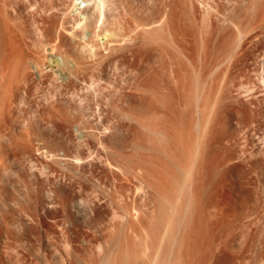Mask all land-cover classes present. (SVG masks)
<instances>
[{"label":"rangeland","instance_id":"1","mask_svg":"<svg viewBox=\"0 0 264 264\" xmlns=\"http://www.w3.org/2000/svg\"><path fill=\"white\" fill-rule=\"evenodd\" d=\"M38 1L6 0L2 4L9 8L0 7L31 22L34 15L29 13L41 3L58 15H65L64 9L67 14L72 4L51 0L60 11L50 0ZM158 1L125 0L128 6L134 3L147 12L150 7L151 15L166 17L163 28L154 26L162 29H157L159 37L156 29L147 33L138 26L145 11L130 23L124 4L116 9L121 8L123 18L108 26L120 34L115 38L120 45L134 38L131 48L137 53L131 57L126 43L125 53L111 54L93 88H88L89 75L64 86L49 76L43 81L35 77L30 89L21 82L10 98L6 83L14 88L17 78L7 74H13L15 64L8 42L16 33L8 34L16 29H7L8 15V20L0 16V30H10L0 46V78L5 81H0V132L6 138L0 140V264H81L85 249L96 250L100 235L118 233L110 229L112 222L121 227L125 220L137 232L130 231V242L123 238L126 233L119 234L123 242L115 256L118 264H126L128 253L127 264H151L153 259L155 264H264V0ZM42 11L35 16L48 15ZM150 14L145 15L150 19ZM143 18L141 23L147 22ZM177 28L184 29L185 38L176 34ZM44 91L55 101L62 91L69 104L53 100L56 107L45 106ZM79 95L87 101L85 119L74 112L80 122L66 123L62 113L75 106ZM78 123L90 139L91 152L77 146ZM46 150L57 156L46 157ZM109 160L119 168L110 169ZM140 168L145 173L138 180ZM145 178L153 189L141 183ZM163 222L174 228L169 235L163 236ZM142 228L153 236L147 255L138 248Z\"/></svg>","mask_w":264,"mask_h":264},{"label":"bare ground","instance_id":"2","mask_svg":"<svg viewBox=\"0 0 264 264\" xmlns=\"http://www.w3.org/2000/svg\"><path fill=\"white\" fill-rule=\"evenodd\" d=\"M1 1V0H0ZM6 1V0H5ZM5 1H3V2H1L0 3V5L2 4V3H5ZM8 1H11V0H8ZM20 1H22V0H20ZM29 0H27V2H28ZM37 1V0H36ZM42 1H44V0H42ZM41 1V2H42ZM127 1V0H126ZM136 1V0H135ZM152 1V0H151ZM160 1H164V0H160ZM160 1H158L157 3L158 4H160ZM13 2V1H12ZM11 2V3H12ZM35 2V1H34ZM39 3H41L40 2V0L38 1ZM37 2V3H38ZM45 2L46 1H44V4H45ZM55 1H53V2H51V0H50V3H52V4H50V5H52V7L53 8H56L57 10H60L61 8H57V7H54L55 5H53V4H55L54 3ZM134 2V1H133ZM140 2V1H139ZM150 2V1H149ZM156 1H154V3H155ZM167 2H168V0H167ZM6 3H8V2H6ZM14 3V2H13ZM13 3H12V5H13ZM21 3H23V2H21ZM32 3V2H31ZM49 3V2H48ZM71 3L72 4H70L71 6H69L70 8L68 9L69 11H67V14H66V10L64 9V12H65V15H61L60 13V15H58L57 14V12L55 11V13H52V12H54L53 10H52V12H50L49 10L51 9H49V8H47V5H42L43 3H41V4H39L38 6H36L37 8L36 9H34V10H32L29 14H33L34 16H35V13H37L38 14V12L40 11V13H41V10H43L42 12H44L45 14H47L46 12L47 11H49L51 14L49 15V12H48V15H44L43 13L41 14V19L39 18V17H36L37 16V14H36V18L34 17V16H32L33 17V19L31 18V16H30V18L32 19H29V20H31V24L28 22V20L27 19H25L24 17H25V15H24V17L22 18L21 16H20V14L18 13V12H16V11H14L13 10V15H12V12L10 13L11 14V16L7 13V14H5L3 11H1V10H3L1 7V9H0V11L3 13V14H5V15H3V14H1V12H0V16L2 15L3 17L4 16H6V17H4V18H6L7 19V15L9 16V18L8 19H10V22H8L7 24H5L6 23V21L8 20H6V19H3V20H5L4 22L5 23H1V24H5V25H7L6 27H7V29H10V30H12L13 28H15L16 29V31L19 33V35H20V37H17V32L15 31V30H12L11 31V34H8V32L10 31H6L7 32V34L10 36V35H13L14 33H16V34H14L13 36H15V40L17 39V38H19L17 41H13L12 42V40H14L13 39V36H11V37H9V39H11V40H9L10 42H8V44H9V46H8V49L9 50H13V52L12 51H10L11 52V54L13 55H15L16 54V56H14L13 55V58L15 59V64H14V70H12L13 69V67L10 65V63L9 62H11L12 60V62H14V59H11V60H9V65L12 67V68H9V69H11L12 70V72H13V74H10L11 72H7V74L10 76V75H13L14 77H15V79H16V82L14 81V88H12L13 87V83H11V85L9 84V83H6V84H8L7 85V89L5 90L6 91V93H9V94H6V95H8L9 96V98H10V91H14V89H16L17 90V88H19V83H23V85L25 84V85H27V86H29L28 88L30 89L31 88V81H32V83H33V80H32V78L33 79H35V77L36 78H38V79H40V80H42V78H45L46 76L48 77H52V79L54 80V81H61L60 82V85L59 86H64V85H70L72 82H74V81H85L86 80V78H87V75H89V76H91V83H89L88 84V88H93L94 86H95V83H96V81H97V77H98V73L97 72H99L100 73V71L101 72H105V70H104V68L103 67H106L107 65H104L105 63H108L109 61H110V59H108V57L111 55V54H113L114 52H117V51H119V50H121L122 51V53L125 51L124 50V47H125V49L127 48V47H129L130 46V50H129V52H131V55H133V56H131V57H134V55L137 53H135L134 52V50L133 49H135V48H131V47H133V46H131V41H134V38L132 37L133 35H131V36H128L127 37V39H129V37H131V38H133V39H131L130 41H128V42H126L127 44H129V46H125V45H127L126 43H122V45H120L119 44V42L115 39L117 36H119L120 34H116V33H114L113 32V30L108 26L109 24H111V23H116L117 22V17L118 18H120V16H121V19L123 18L122 17V12H121V8H120V10H116V9H118V7H122V4H124V6H125V9H127L126 11H128L129 12V14H130V19H127L126 21H130V23H131V21L132 20H138V14L140 15V14H143V12L145 11H142V9H140V5H139V7H137L138 5H134V3H133V5H134V7L136 8H139V9H137V10H135V8L134 7H132L133 5L132 4H130V6H128L129 5V3H126L125 2V0L124 1H122V0H72L71 1ZM120 3V4H119ZM125 3H126V5H125ZM130 3H132L131 1H130ZM143 3V2H142ZM145 3V2H144ZM143 3V4H144ZM153 3V2H152ZM153 3V4H154ZM16 4V3H15ZM17 4H19V3H17ZM26 4V3H25ZM29 4H30V2H29ZM36 4V3H35ZM34 4V5H35ZM59 3H57V5H58ZM128 4V5H127ZM136 4V3H135ZM142 4V5H143ZM164 4V3H163ZM6 5V4H5ZM4 4H2L1 6H5ZM8 5V4H7ZM7 5H6V8H9V7H7ZM24 5V4H23ZM23 5H20V7H19V9L21 8V6H23ZM32 5H33V3H32ZM60 5H61V3H60ZM119 5V6H118ZM132 5V6H131ZM147 5H148V2H147ZM147 5H145L146 7H147ZM149 5H150V3H149ZM10 6V5H9ZM26 6V5H25ZM27 6H28V4H27ZM29 6H31V5H29ZM45 6H46V8H45ZM59 6V5H58ZM153 6H155V5H153ZM160 6V5H159ZM158 6V7H159ZM164 6H166V3L164 4ZM13 7V6H12ZM16 7V6H15ZM34 7V6H33ZM49 7V6H48ZM61 7H62V5H61ZM146 7H144V8H146ZM167 7V6H166ZM172 7V6H171ZM5 8V7H4ZM5 8V9H6ZM11 8V7H10ZM26 8V7H25ZM25 8H24V10H25ZM29 8V7H28ZM31 8V7H30ZM153 8V7H152ZM155 8V7H154ZM163 8V7H162ZM4 9V10H5ZM12 9V8H11ZM10 9V11H12ZM22 9V8H21ZM32 9V8H31ZM47 9V10H46ZM49 9V10H48ZM67 9V8H66ZM156 9V11L158 10V8H155ZM16 10H18L17 8H16ZM115 10H116V12L118 13L119 11L121 12L120 14H117L116 12H115ZM142 11V12H139V11ZM163 10H164V8H163ZM166 10V9H165ZM7 11V10H6ZM10 11H7V12H10ZM29 11V10H28ZM27 10H26V12H28ZM61 11V10H60ZM59 11V12H60ZM148 11L149 12H147V11H145L144 12V15L143 16H146L147 17V15L149 16V14L151 13H153V11L154 10H152L151 11V9H150V7L148 8ZM151 11V12H150ZM161 11V10H160ZM63 12V13H64ZM125 12V11H124ZM128 12H127V14H128ZM137 12H139V13H137ZM163 13H165L164 11H162ZM162 12H160L161 14H162ZM174 12V11H173ZM20 13H23V12H21L20 11ZM126 13V12H125ZM159 13V12H158ZM160 13H159V16H160ZM128 14V15H129ZM145 14H147V15H145ZM150 14V15H151ZM176 14V13H175ZM178 14V13H177ZM27 15H28V13H27ZM117 15H119V16H117ZM153 15H156V13L154 12V14ZM153 15H151L150 16V19H152V20H150L148 17V20H150V21H148L147 19H145V18H143V16H142V18H143V21H144V19H145V21L147 20V22H144V23H141V20H142V18L141 17H139L140 19L138 20L140 23L138 24V26H140V25H142V28H143V30H145V28L148 30V31H150V32H147V33H151L152 31H154L156 28H154V26H158V27H160V28H163V27H161L162 25V22H164V20H166V17H165V19H161L160 17H158L157 15L156 16H154V17H158V18H154L153 19ZM169 15V14H168ZM179 15V14H178ZM177 15V16H178ZM13 16V17H12ZM38 16H40V14L38 15ZM61 16H63V17H61ZM123 16H124V14H123ZM141 16V15H140ZM162 16V15H161ZM170 16V15H169ZM173 16H175V15H173ZM11 17L13 18V19H15L16 21H15V24H13V26H12V24H11V22H13L14 20H12L11 19ZM27 17V16H26ZM55 17H58L57 19H59L60 17V19L59 20H56L55 19ZM125 17V16H124ZM152 17V18H151ZM176 17V16H175ZM180 17V16H179ZM53 18L55 19V20H53ZM125 18H127V17H125ZM124 18V19H125ZM163 18H164V16H163ZM170 18H172V17H170ZM181 18V17H180ZM1 19H2V17H1ZM1 19H0V22H3V21H1ZM48 19H49V21H48ZM50 19H52V20H50ZM182 19V18H181ZM180 19V20H181ZM185 19V18H184ZM188 19H189V17H188ZM12 20V21H11ZM20 21V23H18L17 21ZM172 20V19H171ZM179 20V21H180ZM55 21V22H54ZM175 21V20H174ZM178 21V20H177ZM184 21L185 20H183V23H184ZM48 22H52V23H49L48 24ZM121 22V21H120ZM172 22V21H171ZM176 22V21H175ZM174 22V23H175ZM189 22V21H188ZM10 23V24H9ZM14 23V22H13ZM17 23V24H16ZM29 23V24H28ZM134 23H135V21H134ZM136 23H137V21H136ZM165 23V22H164ZM163 23V24H164ZM170 23V21L168 22V24ZM178 23V22H177ZM181 23V22H180ZM48 24V25H47ZM167 24V25H168ZM170 24H172V23H170ZM179 24V23H178ZM188 24V23H187ZM186 24V25H187ZM5 25H3V27H5ZM161 25V26H160ZM165 25V24H164ZM173 25V24H172ZM181 25V24H180ZM184 25V24H183ZM182 25V26H183ZM186 25L183 27L184 29H185V27H186ZM190 25V24H189ZM188 25V26H189ZM166 26V25H165ZM170 26L171 25H169V28H170ZM176 26V25H175ZM175 26H173V27H175ZM178 27H180L179 25H177ZM0 27H2V26H0ZM5 27V28H6ZM12 27V28H11ZM145 27V28H144ZM168 27V26H167ZM166 27V28H167ZM172 27V26H171ZM190 27H191V25H190ZM4 28V29H5ZM150 28H154V29H150ZM158 29V30H160V31H162V29ZM165 28V29H166ZM1 29V28H0ZM4 29H2V31L0 30V46L2 45V43H3V37L6 39V36L7 35H4V33H5V31H4ZM150 29V30H149ZM157 29L155 30L156 32H157ZM168 29V28H167ZM171 30H172V28H170ZM179 31L180 30H182V31H184V29H182V28H177ZM191 28H189V30H190ZM134 30V29H133ZM133 30H132V32H133ZM146 30V31H147ZM186 30V29H185ZM14 31V32H13ZM145 31V32H146ZM155 31L154 32H152V33H155ZM157 32V35H158V33H161V32ZM166 31V30H165ZM164 31V32H165ZM173 31H174V28H173ZM178 31V32H179ZM169 32V31H168ZM172 31H170V33H171ZM185 32H187V31H185ZM185 32H183L184 33V35L183 36H185ZM240 32V31H239ZM238 32V33H239ZM10 33V32H9ZM13 33V34H12ZM202 33H204V35H202V37L204 36V38H206V32H202ZM176 34L178 35V34H181V38H185V37H182V33H181V31L179 32V33H177V31H176ZM187 34V33H186ZM192 34V33H191ZM240 34V33H239ZM142 35V34H141ZM155 35V34H154ZM153 35V36H154ZM172 35H173V33H172ZM176 35V36H177ZM193 35V34H192ZM200 35V34H199ZM243 35H244V32H243ZM143 36V35H142ZM152 36V35H151ZM159 36H161V34H159L158 35V37ZM189 37L191 36V35H188ZM196 36V35H195ZM208 36V35H207ZM137 37V36H136ZM146 37H147V35H146ZM172 37H174L176 40H177V37H175V36H172ZM200 37V36H199ZM198 37V38H199ZM209 37V36H208ZM241 37V36H240ZM244 37H245V35H244ZM142 38V37H141ZM144 38V37H143ZM149 38V37H148ZM151 38L152 37H150V40H151ZM162 38V37H161ZM204 38H202L203 39V43H204ZM242 38V37H241ZM240 38V39H241ZM4 39V40H5ZM8 39V38H7ZM126 39V40H127ZM146 39V38H145ZM153 39V38H152ZM157 39H159V38H157ZM174 39V40H175ZM192 39V38H191ZM200 39H201V37H200ZM199 39V40H200ZM239 39V41L241 42V40ZM244 39H246V38H244ZM147 40V39H146ZM172 40V39H171ZM180 40V39H179ZM177 41L176 43L178 44V42H180V41ZM187 40H190V39H187ZM196 40H197V37H196ZM208 39L206 38V41H207ZM137 41V40H136ZM149 41V40H148ZM153 41H155V39H153ZM183 41V40H182ZM191 41H193V40H191ZM201 41V40H200ZM210 41V40H209ZM6 42V41H5ZM142 42V41H141ZM147 42V41H146ZM145 42V43H146ZM172 42H174V41H172ZM184 42H185V40H184ZM196 42V41H195ZM134 43V42H133ZM133 43H132V45H133ZM181 43V42H180ZM183 43V42H182ZM201 43V42H200ZM239 43V42H238ZM12 44V45H11ZM124 44V45H123ZM139 44H140V42H139ZM148 44H150V43H148ZM183 44H186V43H183ZM188 44V43H187ZM190 44V43H189ZM189 44H188V46H189ZM192 45L194 44V41H193V43H191ZM202 44V43H201ZM205 44H207V43H205ZM204 44V48H206V45ZM10 45H11V47H10ZM179 45V44H178ZM182 45V44H181ZM196 45V44H195ZM209 45V44H208ZM207 45V46H208ZM145 46V45H144ZM180 46V45H179ZM188 46H186V47H188ZM1 47H4V43H3V46H1ZM10 47V48H9ZM140 47V46H139ZM181 47H183V46H181ZM180 47V49H182ZM203 47V46H202ZM201 45H200V50H201ZM209 47V46H208ZM239 47V46H238ZM147 48V47H146ZM183 48H185V47H183ZM189 48V47H188ZM191 48V47H190ZM193 48H194V46H193ZM192 48V49H193ZM1 49H3V48H1ZM102 49H104L105 50V52H102L103 50ZM123 49V50H122ZM136 49H139V48H136ZM141 49V48H140ZM4 50V49H3ZM127 50V49H126ZM144 50V49H143ZM183 50V49H182ZM185 51H186V49H184ZM191 50V49H190ZM235 50H237V48L235 49ZM146 51H149V50H146ZM181 51V50H180ZM184 51V52H185ZM204 52H202L203 54L205 53V50H203ZM142 53H143V51H141ZM140 52V53H141ZM182 52V51H181ZM187 52V51H186ZM1 54H3L2 53V50H1V52H0ZM125 53V52H124ZM133 53V54H132ZM0 54V56L1 57H3L4 56V54H3V56ZM147 54V53H146ZM187 54V53H186ZM190 54H192V53H190ZM189 54V55H190ZM202 54V55H203ZM238 54V53H237ZM12 55H11V57H12ZM122 55V54H121ZM127 54H123L122 55V57H124V59H126L125 58V56H126ZM188 55V54H187ZM201 55V57H203L204 58V60H205V58H206V61H207V54H206V56L207 57H205L204 55L202 56ZM190 56H192V55H190ZM138 57H140V56H138ZM188 57V56H187ZM190 58H192V57H190ZM202 58V59H203ZM230 58V57H229ZM1 59H4V58H1ZM0 59V60H1ZM134 59V58H133ZM132 59V60H133ZM200 59V58H199ZM137 60V59H136ZM194 60V59H193ZM2 61V60H1ZM134 62V61H133ZM137 62V61H136ZM5 63V62H4ZM135 63V62H134ZM203 63V62H202ZM2 64V63H1ZM0 64V65H1ZM132 65H133V63H131ZM136 64V63H135ZM1 68V67H0ZM10 70V71H11ZM101 74V73H100ZM99 74V75H100ZM2 75H4V76H2ZM1 76L2 77H5L6 75L5 74H2ZM101 76V75H100ZM12 77V76H11ZM14 77L12 78V81L13 80H15L14 79ZM46 77V78H47ZM102 78V77H101ZM1 79L2 78H0V81H1ZM5 79H9V78H5ZM38 79H35V81L36 80H38ZM7 80H6V82H7ZM10 80H11V78H10ZM45 80V79H44ZM4 81V78L2 79V81L1 82H3ZM11 81V82H12ZM43 81V80H42ZM5 82V81H4ZM40 82V81H39ZM90 82V81H89ZM16 83H18V84H16ZM44 83V82H43ZM66 83V84H65ZM1 84V83H0ZM3 84H5V83H3ZM5 84V85H6ZM16 84V85H15ZM30 84V85H29ZM42 84V83H41ZM20 85H22V84H20ZM40 85V84H39ZM2 86V85H1ZM1 86H0V88H1ZM11 86V87H10ZM15 86L17 87V88H15ZM3 87H4V85H3ZM6 87V86H5ZM4 87V88H5ZM9 87H10V90H8L9 89ZM22 87H24V86H22ZM37 87H38V85H37ZM20 88H21V86H20ZM88 88H87V90H88ZM8 91V92H7ZM44 92H45V95H44ZM43 92V97H44V102H45V106H46V103H47V105H49V106H53V105H55V103H54V99H53V97L47 92V91H44ZM47 92V93H46ZM57 93V92H56ZM12 95H13V92H12ZM50 95V96H49ZM56 95H58L57 96V101H62V102H64V103H66V104H69L68 103V101H66V100H64V98H62L63 97V95H62V91H58V93L56 94ZM12 97V96H11ZM42 97V98H43ZM79 97V100H77L76 101V104H75V106H70V105H68L67 106V108L65 109V113L63 114L62 113V116L63 115H65L64 116V118L66 117V120L68 121H66V120H64L66 123H69V122H73V124L75 125V123H74V121H79L80 122V120L81 119H83L84 117L83 116H85V114H84V109L86 108V106L85 105H87V101H84V100H86V98L84 99V98H82V96L81 95H79L78 96ZM8 98V99H9ZM200 99V98H199ZM11 100H12V98H11ZM13 100H15V99H13ZM54 100V101H53ZM42 101V102H43ZM53 101V102H52ZM57 101H55V102H57ZM79 101V102H78ZM15 102V101H14ZM11 103H13V101L11 102ZM24 103V102H23ZM83 103H85V104H83ZM44 104V103H43ZM11 105V104H10ZM9 105V106H10ZM8 106V107H9ZM44 106V105H43ZM88 106V105H87ZM138 106H139V104H138ZM55 107H56V105H55ZM123 107V106H122ZM45 108V107H44ZM50 109V108H49ZM48 109V110H49ZM52 109H53V107H52ZM55 109V108H54ZM53 109V110H54ZM57 109V108H56ZM88 109V108H87ZM46 110H47V108H46ZM61 110V109H60ZM60 110H58V111H60ZM62 110H64V108L62 109ZM50 112L52 111V110H49ZM57 111V110H56ZM55 111V112H56ZM53 112V111H52ZM55 112L53 113L54 115H55ZM74 112H77L78 114H81V118H80V120H79V117L78 116H80V115H78L77 113L75 114ZM51 114V113H50ZM58 113H56V118L58 117V115H57ZM69 115H71V116H69ZM73 115V116H72ZM51 116V115H50ZM54 116V117H55ZM61 115L59 116V118L58 119H60V121L62 120L61 118ZM85 119V118H84ZM52 120V119H51ZM12 121V120H11ZM50 121V120H49ZM56 121H57V119H56ZM40 122V121H39ZM38 122V123H39ZM62 122V121H61ZM64 122V123H65ZM82 122H84L83 120H82ZM52 123H53V121H52ZM51 123V124H52ZM56 122H54V124H55ZM59 123V122H58ZM58 123H56V124H58ZM1 124V123H0ZM4 124V123H3ZM41 124V123H40ZM54 124H52V125H54ZM55 124V125H56ZM61 124V123H60ZM60 124H58V126L60 127ZM72 124V123H71ZM70 124V125H71ZM83 124V123H82ZM2 125V124H1ZM1 125H0V128H2L3 130H4V128L3 127H1ZM5 125V124H4ZM26 125H28V124H26ZM51 125V126H52ZM57 127V126H56ZM38 128H39V126H38ZM1 129V130H2ZM107 129H108V127H107ZM110 129V128H109ZM0 130V131H1ZM38 130H41L40 128L38 129ZM83 129L80 127V125H79V123H78V126H77V131L79 132V134H78V138H79V145L77 144V146H79V147H81V146H83L84 147V145L86 146V147H88L87 148V150L89 149V142H87L88 140H90V139H87V134L86 133H83V131H82ZM105 132H106V127H105V130H104ZM85 132H87L86 130H85ZM104 132V133H105ZM108 132V131H107ZM77 133V132H76ZM89 133V132H88ZM0 134H1V132H0ZM37 134H39V132L37 133ZM40 134H42L41 132H40ZM108 134H110L109 132H108ZM30 135V134H29ZM34 135V134H33ZM107 135V134H106ZM1 136H3V132H2V134L0 135V140H5V139H1V138H3V137H1ZM4 136H5V134H4ZM7 136H9V135H7ZM15 136V135H14ZM13 136V138H15ZM90 136H94V135H92V134H90ZM12 137V136H11ZM38 137V136H37ZM17 138V137H16ZM15 138V139H16ZM28 138H29V136H28ZM30 138H31V136H30ZM29 138V139H30ZM36 138V137H35ZM7 140H8V138H7ZM12 140V139H11ZM6 141V140H5ZM15 141H17V140H15ZM14 141V142H15ZM99 141H101L100 139H99ZM1 142V141H0ZM4 141H2V143H3ZM103 141H101V146H102V148L105 150V149H107L106 147H105V143L103 144L102 143ZM1 143V144H2ZM4 143H10V142H4ZM13 143V142H12ZM100 143V142H99ZM40 144V143H39ZM81 145V146H80ZM82 147V148H83ZM85 148V147H84ZM90 149H91V147H90ZM88 150V151H92V150ZM43 151H41V153H42ZM45 152V154H46V157H53V156H57V154H51V152H49V150H46V151H44ZM74 159H77V162H79V160L81 159L80 158V156L79 157H77L76 155H75V158ZM1 160V159H0ZM82 160V159H81ZM107 160V159H106ZM105 160V163L106 162H108V161H106ZM3 162V161H2ZM1 162V163H2ZM81 162V161H80ZM79 162V163H80ZM107 165V164H106ZM109 165H111L110 166V169H112V168H119V167H117V166H115L116 164H114V165H112L111 163H110V160H109ZM108 166V165H107ZM4 167V166H3ZM3 167H2V169H1V166H0V170H2L3 171ZM112 167V168H111ZM121 167V166H120ZM123 168V167H122ZM5 169V168H4ZM124 169V168H123ZM122 169V170H123ZM117 170H119L120 171V169H117ZM121 170V171H122ZM143 170L144 169H139L137 172L135 171V173H137V175L135 176L134 174V176L135 177H137V176H139V178H140V176L141 177H143V175H144V173H145V171H144V173H143ZM3 173V172H2ZM138 178V177H137ZM138 178V180H140ZM147 178H145L143 181H142V179H141V183L143 184V185H146V184H150V182H146L145 180H146ZM140 183V184H141ZM146 183V184H145ZM151 185H153V184H151ZM151 185H146V188H147V186L149 187V186H151ZM143 186H141V188H142ZM156 187V186H155ZM145 188V187H144ZM149 188H151V187H149ZM154 187H152L151 189H153ZM150 190V189H149ZM157 190V189H156ZM155 189H154V191H156ZM147 191V190H146ZM151 191V190H150ZM150 191H147L148 193L150 192ZM157 193H158V190L156 191ZM150 193H152L153 194V192H150ZM151 194V195H152ZM160 195V194H159ZM163 199V198H162ZM116 215V214H115ZM116 217V216H115ZM130 223V221H126L125 220V223H122L121 224V227H119V226H117V224H115V223H113L112 222V225H111V227L112 228H110L111 230H113V231H116V232H118L116 235L114 234V233H112L111 235H109V237L107 236V235H100V237H99V239L97 240V242H96V244H95V247H96V250H93V251H91L89 248H86L85 249V254L83 255L84 257L82 258V262H81V264H94L95 263V258H98L99 259V264H118V262L116 261L117 259L115 258V256H116V253H117V251H118V249L120 248V245H122L121 243L123 242L122 240V237L121 236H123V235H119V234H124V233H126L127 235H125V236H123V238H125L126 237V239L125 240H127L129 237L128 236H130V231L131 232H135L136 231V226H135V224L133 225V224H131ZM162 224V223H161ZM162 226V227H161ZM161 226H159V227H161L162 229V233H163V236H166V235H169L170 233H171V231L174 229H172V224H170V223H164L163 222V224L161 225ZM160 230V231H161ZM142 233H143V241H142V243H138L139 245H138V248H139V246H140V251L142 252V254L143 255H147L148 253V251H149V249H150V247H151V243H152V241H151V238L153 237L152 236V232H150L151 230H147L146 228H142ZM137 232V231H136ZM103 233V232H102ZM151 233V234H150ZM104 234V233H103ZM106 234V233H105ZM114 234V235H113ZM133 234V233H132ZM128 241H129V239H128ZM141 241V240H140ZM127 242V241H126ZM130 242V241H129ZM128 245H129V243H128ZM130 247V246H129ZM128 247V248H129ZM130 254L128 253V254H126V258L124 259L125 260V262H126V264L128 263V262H130V258L127 260V256H129ZM79 259H80V257H79ZM116 259V260H115ZM156 260L155 259H153V260H151V264H155L156 262H155ZM117 262V263H116Z\"/></svg>","mask_w":264,"mask_h":264}]
</instances>
